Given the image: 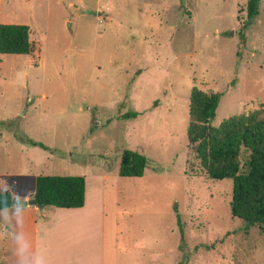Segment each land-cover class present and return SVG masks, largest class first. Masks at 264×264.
<instances>
[{
	"label": "rangeland",
	"instance_id": "374dc122",
	"mask_svg": "<svg viewBox=\"0 0 264 264\" xmlns=\"http://www.w3.org/2000/svg\"><path fill=\"white\" fill-rule=\"evenodd\" d=\"M248 1L0 0V24L29 25L34 42L0 55V191L30 201L39 174L85 175L125 214L118 264H264V228L232 215L233 180L200 174L188 140L194 87L224 94L214 126L264 106V0L244 45ZM127 149L147 156L144 176H120Z\"/></svg>",
	"mask_w": 264,
	"mask_h": 264
},
{
	"label": "trees",
	"instance_id": "16d2710c",
	"mask_svg": "<svg viewBox=\"0 0 264 264\" xmlns=\"http://www.w3.org/2000/svg\"><path fill=\"white\" fill-rule=\"evenodd\" d=\"M261 3L262 0L248 1V20L243 22L240 30L244 45L247 43L246 31L260 15ZM33 51L34 42L29 25L0 24V55H30ZM223 95L221 92L193 88L188 127L190 151L201 168L200 174L204 173L215 180H233L232 215L250 225L264 228V106L233 115L219 126H214ZM138 115V112H129L124 114V118L131 119ZM6 124L0 121V125ZM15 137L24 144L56 152L25 132L15 131ZM246 154L248 157L242 164V156ZM147 167L148 158L145 154L127 149L121 159L119 174L122 177H142ZM12 196L11 191H0V206L7 204ZM35 199L45 207H84L87 200V177L76 174H39L36 177ZM178 224L184 234L179 213Z\"/></svg>",
	"mask_w": 264,
	"mask_h": 264
},
{
	"label": "crops",
	"instance_id": "0c3cea01",
	"mask_svg": "<svg viewBox=\"0 0 264 264\" xmlns=\"http://www.w3.org/2000/svg\"><path fill=\"white\" fill-rule=\"evenodd\" d=\"M87 180L86 205L81 208L43 207L27 201L22 223L15 231L29 244L22 264H105L107 261L109 225L116 226L114 250L117 264L126 261L131 251L119 243L125 214L114 207L108 209L105 194L92 197ZM35 199V198H34ZM45 208L52 209L45 212ZM112 212V213H110ZM127 234V233H126ZM6 255L0 264H21L16 253V241L6 229ZM138 264V263H134Z\"/></svg>",
	"mask_w": 264,
	"mask_h": 264
},
{
	"label": "clouds",
	"instance_id": "9594fccd",
	"mask_svg": "<svg viewBox=\"0 0 264 264\" xmlns=\"http://www.w3.org/2000/svg\"><path fill=\"white\" fill-rule=\"evenodd\" d=\"M26 204L27 201L23 197L17 195L10 197L7 204L0 206V224H3L11 232L16 241V253L21 264L30 246L24 241L23 235L15 231L13 221H15L16 225L22 223Z\"/></svg>",
	"mask_w": 264,
	"mask_h": 264
},
{
	"label": "water",
	"instance_id": "95a60500",
	"mask_svg": "<svg viewBox=\"0 0 264 264\" xmlns=\"http://www.w3.org/2000/svg\"><path fill=\"white\" fill-rule=\"evenodd\" d=\"M31 203H32V204H36V205L39 206L40 208H43V207H44V205L41 204V203H38L36 199L31 200Z\"/></svg>",
	"mask_w": 264,
	"mask_h": 264
}]
</instances>
